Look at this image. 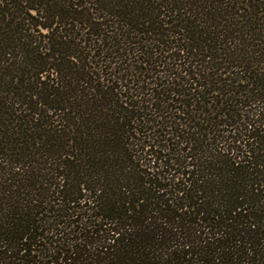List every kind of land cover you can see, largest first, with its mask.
I'll list each match as a JSON object with an SVG mask.
<instances>
[{
    "label": "trees",
    "instance_id": "trees-1",
    "mask_svg": "<svg viewBox=\"0 0 264 264\" xmlns=\"http://www.w3.org/2000/svg\"><path fill=\"white\" fill-rule=\"evenodd\" d=\"M0 264H264V0H0Z\"/></svg>",
    "mask_w": 264,
    "mask_h": 264
}]
</instances>
